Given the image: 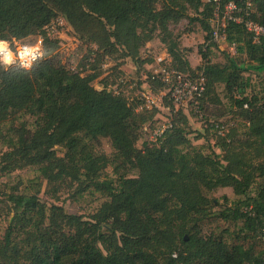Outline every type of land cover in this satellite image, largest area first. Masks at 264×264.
<instances>
[{
	"label": "trees",
	"instance_id": "obj_1",
	"mask_svg": "<svg viewBox=\"0 0 264 264\" xmlns=\"http://www.w3.org/2000/svg\"><path fill=\"white\" fill-rule=\"evenodd\" d=\"M230 1L243 22L225 23L224 42L234 54L214 63L209 55L218 44L211 21L216 5L222 9ZM58 17L65 29L96 45L89 56L122 49L123 57L138 60L140 48L158 35L172 67L203 71L197 108L175 109L165 99L170 126L137 148L139 131L153 113L131 105L121 92L96 89L97 73L62 64L54 54L61 38L43 30ZM181 20L204 34L195 68L169 28ZM245 20L264 27V0H0V40L42 36L41 55L29 68L0 61V140L6 147L0 176L31 167L52 195L74 186L73 201L85 191L104 199L85 218L45 203L36 180L5 184L0 264H264V81L263 91L248 95L250 81L243 75L264 71V35L254 39ZM216 84L242 119L239 125L232 116L233 122L210 120L219 152L188 138L190 111L206 113L204 102L220 103ZM99 138L108 139L110 155L97 148ZM107 167L112 177L102 176ZM225 187L235 198L214 211L210 193ZM211 218L237 226L232 241L224 236L233 233L228 229L202 232Z\"/></svg>",
	"mask_w": 264,
	"mask_h": 264
},
{
	"label": "rangeland",
	"instance_id": "obj_2",
	"mask_svg": "<svg viewBox=\"0 0 264 264\" xmlns=\"http://www.w3.org/2000/svg\"><path fill=\"white\" fill-rule=\"evenodd\" d=\"M211 24L215 26L216 22L212 20ZM169 28L173 37L177 39L179 49L186 56L190 66L192 68L198 66L200 63V55L197 53V50L202 45L204 36L200 28L195 23H188L187 20H181L177 24H170ZM36 37L34 38L33 36V41ZM60 38V45L54 50V54H57V57L65 67L70 70L79 71L80 74L97 73L98 78L93 81L96 89L103 88V86L106 89H115L116 92L123 93L131 105L153 113L152 119L148 120L139 131V137L136 142L137 148H141L144 142L152 143L159 139L158 130L164 123L170 121L171 112L170 108L165 106V99L159 92L160 88L156 84H151L149 78L155 67L157 58L166 54L165 46L160 42L158 35L140 48L138 60L123 57L122 49H117L112 54H103V56H96V54L91 53L89 56L87 53L90 49L97 51L96 45L80 38L79 34L72 32L69 28H64ZM26 41L27 39L22 42ZM8 43L11 48L14 47L12 40L8 41ZM216 43L218 44L217 48L212 49L209 58L214 63H224V53L228 55H233L234 53L224 42ZM243 75L248 77L250 81V86L247 90L248 95L263 91L264 71L260 74L246 71ZM146 90L152 93L148 101L142 97V94H146ZM214 90L220 103L204 102L206 113L203 110L196 113L190 111L188 138H190L194 146L209 145L216 152H219L218 148L214 147V143L218 137L210 125V120H217L216 118L219 117L221 120L231 122L232 120H228L232 116L234 123L239 125L242 119L233 114L230 107V100L228 99L229 97L223 85L216 84ZM150 101H153V103H150ZM4 131L5 129H2V132ZM96 146L105 154L110 155L112 152L107 138H99V143ZM5 150L6 147L0 140V155ZM111 171V167H107L102 176L112 177L113 174ZM131 174L136 173L132 172ZM38 177V172L31 167L16 169L9 176H0V193L2 190H5L4 185L7 183L18 184L22 187L29 185L30 181L36 180L40 184L39 196L45 203L60 205L68 213L81 214L85 218L89 217L104 200L98 193L85 191L80 198L73 201L71 196L75 190L74 186H63L55 195H52L51 191H49L50 186L47 185L45 180ZM210 198L214 199L216 205L213 210L217 211L229 205L235 196L231 188L225 187L211 192ZM1 218H4V215ZM4 226L5 221H2L1 232ZM225 229L233 232L231 235H224L228 238V242H230L237 232V226L234 223L218 218H211L205 220L201 225V230L204 233H209L210 231L220 232Z\"/></svg>",
	"mask_w": 264,
	"mask_h": 264
},
{
	"label": "built area",
	"instance_id": "obj_3",
	"mask_svg": "<svg viewBox=\"0 0 264 264\" xmlns=\"http://www.w3.org/2000/svg\"><path fill=\"white\" fill-rule=\"evenodd\" d=\"M214 1L218 2L219 0ZM213 20L216 22V25L213 26L212 37L216 42H224L225 36L222 31L226 22H243L238 6L232 1L224 4L222 9L219 8V5H216ZM244 25L248 31L252 32L254 39L264 35V27L257 23L251 20H245ZM64 28V19L58 17L45 25L43 30L48 36L60 37ZM41 41V35H37L36 39L32 42H16L13 40V48H11L9 43L5 41L7 43V48L0 49V61L6 67L12 64H18L21 67L29 68L30 65L41 55ZM229 48L234 52L233 46H229ZM29 50H31L30 55L27 54ZM7 52H11L12 54L11 62L9 63H5L2 59ZM150 79L160 83V95L170 102L175 109L186 108L191 104H193L194 108H197L198 98L205 89V78L202 70H196L192 74L183 73L171 66V60L167 53L164 56L157 58ZM113 91L118 93L115 89H113ZM146 91V94H142V97L148 101L150 100L152 93L151 91ZM150 103H153V101H150ZM169 126V121L164 123L158 130L159 136ZM215 128H218L219 132L222 133L221 129H223V126L215 124Z\"/></svg>",
	"mask_w": 264,
	"mask_h": 264
},
{
	"label": "clouds",
	"instance_id": "obj_4",
	"mask_svg": "<svg viewBox=\"0 0 264 264\" xmlns=\"http://www.w3.org/2000/svg\"><path fill=\"white\" fill-rule=\"evenodd\" d=\"M7 43L5 41H0V49H6ZM28 55L31 54V50L27 53ZM12 54L11 52H7V54L2 58L5 63L11 62Z\"/></svg>",
	"mask_w": 264,
	"mask_h": 264
},
{
	"label": "water",
	"instance_id": "obj_5",
	"mask_svg": "<svg viewBox=\"0 0 264 264\" xmlns=\"http://www.w3.org/2000/svg\"><path fill=\"white\" fill-rule=\"evenodd\" d=\"M186 238V237H185Z\"/></svg>",
	"mask_w": 264,
	"mask_h": 264
}]
</instances>
